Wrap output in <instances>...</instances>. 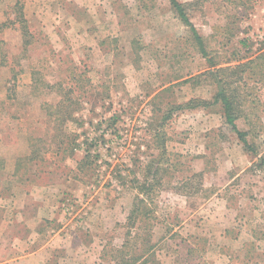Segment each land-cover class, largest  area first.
Masks as SVG:
<instances>
[{"label":"rangeland","instance_id":"rangeland-1","mask_svg":"<svg viewBox=\"0 0 264 264\" xmlns=\"http://www.w3.org/2000/svg\"><path fill=\"white\" fill-rule=\"evenodd\" d=\"M177 1L206 56L167 0H0V76L22 85L7 110H30L24 154L43 141L16 231L50 241L47 264H264V0ZM61 99L58 127L44 109Z\"/></svg>","mask_w":264,"mask_h":264},{"label":"crops","instance_id":"crops-1","mask_svg":"<svg viewBox=\"0 0 264 264\" xmlns=\"http://www.w3.org/2000/svg\"><path fill=\"white\" fill-rule=\"evenodd\" d=\"M4 67L6 64L0 63V70ZM10 73V78L0 76V264H47L48 254L43 248L49 246L50 241L40 243L35 239L24 240L16 231L17 226L22 228L21 223L25 220L28 211H32L28 202L33 195L31 188L34 187L32 177L24 175L21 170L24 162L29 169L32 170V167L35 169L41 159H32L31 151L29 155L24 154L26 145L22 138L20 141L18 139V136H21L20 123L28 117L30 110L28 109L29 113L27 110V114L18 113L17 109L10 113L7 110L9 104L14 103L16 107L22 104V101L18 100L22 85L12 70ZM20 73L19 71L18 74ZM32 73L28 75L30 86L33 85ZM45 116L47 117L46 113ZM27 147L29 150L33 145ZM7 200L10 205L5 206L3 202ZM18 215H20L19 221ZM14 228L16 232L12 233ZM24 246L30 248L25 250Z\"/></svg>","mask_w":264,"mask_h":264},{"label":"trees","instance_id":"trees-1","mask_svg":"<svg viewBox=\"0 0 264 264\" xmlns=\"http://www.w3.org/2000/svg\"><path fill=\"white\" fill-rule=\"evenodd\" d=\"M168 3L170 4L171 8L177 13L178 17L180 18V20L182 21V23H184L185 26H187L192 35L193 38L195 40V42L198 45V49L201 53L202 56H206V52H205V47L204 44L202 42L201 37H199V35L197 34L196 30L194 29L192 23L190 22L187 13H186V7L179 3L177 0H167ZM20 9V8H19ZM17 9V12L20 13V10ZM21 18L18 21V24L20 26L19 30L21 32L22 35H24L25 33H28L27 30V26H26V21L24 19H22V15H20ZM23 25V26H22ZM2 28H7V26L5 24H0V32L2 30ZM28 43V41H27ZM244 65H238L237 67H243ZM36 75L35 73H32V82L33 85H35L36 83ZM14 80V79H13ZM221 82H216V86H217V92L216 95L213 98V103L215 104H219L222 111H223V117L225 119V123L227 124V126L230 128L231 132L234 133L237 137V139L240 141V143L243 145V148L245 151L247 152H254L253 147L248 143L247 139H246V133L240 131L237 126H236V119H237V113H236V104H235V97H233L232 93L227 92L226 90L222 87V85H220ZM219 84V86H218ZM50 87H52V85H50ZM66 101H71L70 99H66ZM203 106L206 105H210L211 103H202ZM51 107L53 108V113L51 110ZM49 108V105L46 104L47 109H44L46 115L48 118H52V121L54 124L59 125L58 127H60V125H63V123L65 122L66 119L71 118L72 112L69 109L70 105L65 103V100L61 99V101H59L56 105L51 106ZM49 108V109H48ZM113 124H115V118L111 117L108 120V124L107 126L110 128L113 126ZM39 142H43L38 140L32 147L33 150H31V158L34 160L40 159L41 157L40 155V150L37 146V144H39ZM87 150H85V157L82 161H80L78 163V169L80 171L84 170V168H88L92 165L91 160H90V155H89V148L86 147ZM33 151V152H32ZM93 162V161H92ZM264 163V161H263ZM150 176V175H148ZM151 177V179H150ZM150 177H146L143 184H142V192H144L145 194L143 195H148L147 193L150 192V190L152 189V187L154 186V182L155 181V176H150ZM140 202H143L142 200Z\"/></svg>","mask_w":264,"mask_h":264}]
</instances>
